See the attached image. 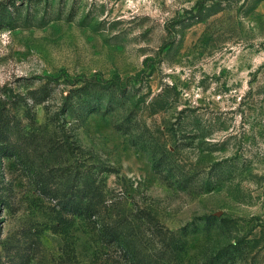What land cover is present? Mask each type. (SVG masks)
Segmentation results:
<instances>
[{
  "label": "rangeland",
  "instance_id": "374dc122",
  "mask_svg": "<svg viewBox=\"0 0 264 264\" xmlns=\"http://www.w3.org/2000/svg\"><path fill=\"white\" fill-rule=\"evenodd\" d=\"M48 1L59 20L0 29V100L49 82L52 96L34 108L47 119L83 80L124 89L122 107L100 105L74 132L104 169L108 202L148 211L158 230L178 236L170 264H204L224 247V264H264V0ZM144 138L169 150L183 184L153 169ZM43 190L0 154V196L10 204H0V241L16 247L23 228L39 229L30 264H141L79 217L67 236L51 232ZM138 223L140 257L160 236Z\"/></svg>",
  "mask_w": 264,
  "mask_h": 264
},
{
  "label": "trees",
  "instance_id": "16d2710c",
  "mask_svg": "<svg viewBox=\"0 0 264 264\" xmlns=\"http://www.w3.org/2000/svg\"><path fill=\"white\" fill-rule=\"evenodd\" d=\"M51 6L48 0H1L0 29L41 27L59 20L60 8L52 10ZM207 14L196 20L205 18ZM53 90L49 82H43L21 95L18 101L9 103L8 97L0 100L1 157H12L22 162L32 179L44 188L47 198L44 203L49 210L45 227L53 233L67 236L74 218L79 217L95 224L102 239L131 260L138 258L141 264H170L179 259L183 242L169 231L167 234L158 230L155 217L150 212L143 211L140 215L133 214V211L126 213L108 202L104 169L90 155L86 156L77 143L74 132L87 112L100 105L109 108L113 106V101L122 107L126 102L124 89L112 84L103 85L97 79L83 80L62 96L58 114L40 119L34 108L47 101ZM136 137L141 139L143 133ZM143 141L149 144L147 150L152 157L153 169L163 178H174L183 184L181 175L176 172L171 174L169 170L170 164L165 156L169 150L164 147L162 152H157L149 139L144 138ZM74 149L78 150V155ZM0 204L10 209L8 200L3 196H0ZM143 220L155 225L156 230L150 233V237L160 236V239L156 244L147 242L145 253L139 257L136 246L144 242L139 241L141 237L136 235L134 222L141 223ZM39 233V229L31 226L23 228L16 247H12L8 238L0 241V264H30L39 244ZM229 248L237 255L242 253L236 242ZM228 251V247L219 249L204 264H224L222 254Z\"/></svg>",
  "mask_w": 264,
  "mask_h": 264
}]
</instances>
